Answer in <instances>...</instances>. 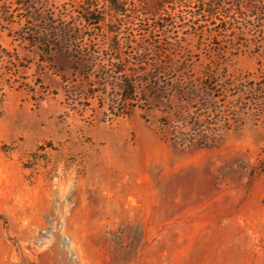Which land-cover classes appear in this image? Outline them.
<instances>
[{
  "label": "rangeland",
  "instance_id": "obj_1",
  "mask_svg": "<svg viewBox=\"0 0 264 264\" xmlns=\"http://www.w3.org/2000/svg\"><path fill=\"white\" fill-rule=\"evenodd\" d=\"M149 1L0 0V264H264L261 16ZM171 58L188 75L150 65ZM197 113L216 144L172 139Z\"/></svg>",
  "mask_w": 264,
  "mask_h": 264
},
{
  "label": "trees",
  "instance_id": "obj_2",
  "mask_svg": "<svg viewBox=\"0 0 264 264\" xmlns=\"http://www.w3.org/2000/svg\"><path fill=\"white\" fill-rule=\"evenodd\" d=\"M88 1V0H84ZM197 2L199 11L207 15L208 17L215 18L219 13L223 10L225 7V4H230V6H234L236 8H239L241 10H253L257 11L258 14L261 16L262 26L264 27V0H152L149 2H144L146 5V12L148 13H155L157 9L163 6V3L171 2L173 4H185V3H192ZM109 7L111 11H113L117 16L122 15L125 11V3L126 0H108ZM90 3H88V7L85 9V11L88 13L84 16L86 21L95 20V23H100L103 18L97 17L92 18V10L89 6ZM222 21V20H221ZM262 32H264V29H262ZM70 39V40H69ZM66 41V40H65ZM67 41H70L73 43V39L68 37ZM264 44V42L262 43ZM264 53V52H262ZM190 59H186L182 62L180 60H176L174 58H171L169 61H159L155 60V62L150 63L152 67H154L157 71L161 73H175L179 76H186L188 75L190 64ZM135 74L129 73L128 76H124L120 82V93L119 97L117 98V103L122 108L121 111L118 110L119 114L128 115L130 114V108L129 105L135 101L140 100V92L139 88L141 86H144L145 83H148L141 78L134 77ZM134 77V78H133ZM152 82V80H151ZM2 83V81H0ZM208 83L206 82L205 85ZM176 88L180 91V93H183V95L188 100H193L195 96L191 93L190 90L187 89L186 83L184 79H178L175 83ZM1 84L0 89L2 90ZM153 87L158 92L157 95H161L163 92L162 84L158 81L153 82ZM164 97V96H163ZM236 119L239 120L238 114H228V118H226V121L230 124H228L227 129H231L234 126V123H236ZM185 121V120H183ZM187 125L191 126V130H193L195 133H199L198 136H191L190 134H184L180 130V126L178 127L177 124L174 125V128L176 129V132H173L172 139L176 142H185L187 144H190L192 146L197 145L200 147H209L218 142L219 139V133L218 130H215V128H209L205 129L204 123L206 122V118L204 114H193L189 120L185 121ZM166 127H171L172 122L168 121L165 122ZM173 127V126H172ZM182 129V128H181Z\"/></svg>",
  "mask_w": 264,
  "mask_h": 264
},
{
  "label": "bare ground",
  "instance_id": "obj_3",
  "mask_svg": "<svg viewBox=\"0 0 264 264\" xmlns=\"http://www.w3.org/2000/svg\"><path fill=\"white\" fill-rule=\"evenodd\" d=\"M58 249H60V248H58ZM59 251H61V250H59ZM65 252V251H64ZM61 255V254H60ZM47 256V255H46ZM66 256V255H65ZM64 259H65V257H64ZM67 260V259H66ZM65 261V260H64ZM61 264V263H60ZM64 264H70L68 261H66Z\"/></svg>",
  "mask_w": 264,
  "mask_h": 264
}]
</instances>
